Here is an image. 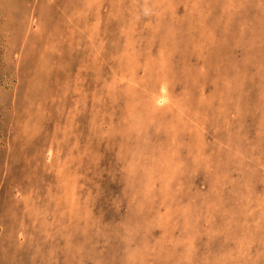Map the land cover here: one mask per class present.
Here are the masks:
<instances>
[{"label":"rangeland","instance_id":"rangeland-1","mask_svg":"<svg viewBox=\"0 0 264 264\" xmlns=\"http://www.w3.org/2000/svg\"><path fill=\"white\" fill-rule=\"evenodd\" d=\"M0 264H264V0H0Z\"/></svg>","mask_w":264,"mask_h":264}]
</instances>
